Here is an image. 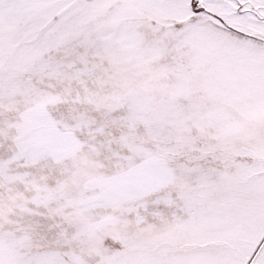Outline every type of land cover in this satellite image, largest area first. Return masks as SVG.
I'll return each instance as SVG.
<instances>
[{"label": "snow or ice", "instance_id": "snow-or-ice-1", "mask_svg": "<svg viewBox=\"0 0 264 264\" xmlns=\"http://www.w3.org/2000/svg\"><path fill=\"white\" fill-rule=\"evenodd\" d=\"M0 264H264V0H0Z\"/></svg>", "mask_w": 264, "mask_h": 264}]
</instances>
